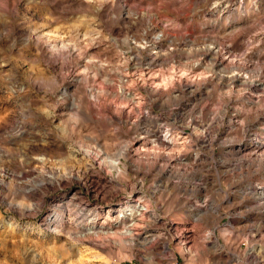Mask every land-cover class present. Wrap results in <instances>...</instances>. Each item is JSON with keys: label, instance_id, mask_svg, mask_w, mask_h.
<instances>
[{"label": "rangeland", "instance_id": "rangeland-1", "mask_svg": "<svg viewBox=\"0 0 264 264\" xmlns=\"http://www.w3.org/2000/svg\"><path fill=\"white\" fill-rule=\"evenodd\" d=\"M0 264H264V0H0Z\"/></svg>", "mask_w": 264, "mask_h": 264}, {"label": "bare ground", "instance_id": "bare-ground-1", "mask_svg": "<svg viewBox=\"0 0 264 264\" xmlns=\"http://www.w3.org/2000/svg\"><path fill=\"white\" fill-rule=\"evenodd\" d=\"M157 133V132H156ZM158 137V139H160V141L165 142L166 144H170V143H174V140H172L170 138V135L168 133H160V135H157L156 138ZM157 139V140H158ZM128 148H124V150H122V153L125 154L127 152ZM259 155V154H258ZM261 156V155H259ZM258 157V156H257ZM262 157V156H261ZM45 169V168H44ZM139 199V198H138ZM140 200V199H139ZM150 207V206H149ZM130 212L126 213L121 217H116V219L113 221L111 219H108V221L106 222L107 224H109L108 227H105L102 224L99 223V221L97 220V215L98 213H95V210L92 209L90 212L92 215H94V218L91 219V222H88L86 220V223L84 224L85 226L91 225V228H89L92 233L95 234L96 237H98L99 239L102 237L104 240H102L104 243H107L108 240L111 241V238L113 237L112 235L116 233L115 229H118L120 226H125V228L127 229L126 235L131 236V240L132 241H136L135 240V233L134 230L136 227L140 226V224L142 223V217L141 215H144L146 212L150 213V216H152L153 218H155V220H157V215L156 213L153 211H151L150 209H148L147 207L143 206L140 203H136V204H132L130 205ZM61 211L63 212L62 214L60 213L57 217L56 220L58 221H63L64 218V212H66L68 210L67 205H61L60 207ZM88 210V209H87ZM80 212V211H79ZM89 212V211H88ZM85 213V212H84ZM91 216V215H90ZM85 217V216H84ZM83 217V218H84ZM107 217V216H106ZM77 221V220H76ZM83 223V222H82ZM146 223V222H145ZM143 224V223H142ZM144 225V224H143ZM96 228V230L94 231V229ZM138 230V229H137ZM89 231V230H88ZM150 232V231H149ZM88 233V232H87ZM90 233V232H89ZM91 233V234H92ZM151 233V232H150ZM89 236V235H88ZM87 236V237H88ZM92 235H90L91 237ZM94 236V235H93ZM92 236V237H93ZM91 237V238H92ZM166 237V236H165ZM139 239H143L144 241H146V243H154L158 241V238L155 234L150 235L148 234V231L144 234V235H139L138 236ZM101 240V239H100ZM98 240V241H100ZM113 240V239H112ZM102 242V243H103ZM110 244V243H108Z\"/></svg>", "mask_w": 264, "mask_h": 264}]
</instances>
